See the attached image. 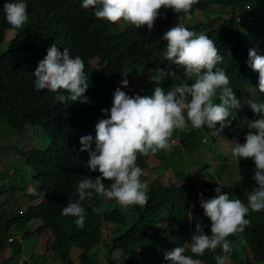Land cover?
Segmentation results:
<instances>
[{"label":"trees","instance_id":"obj_1","mask_svg":"<svg viewBox=\"0 0 264 264\" xmlns=\"http://www.w3.org/2000/svg\"><path fill=\"white\" fill-rule=\"evenodd\" d=\"M5 2L0 0V119L6 120L16 134L24 132L28 126L40 127L47 134L50 144L45 150L19 152L34 170L35 180L45 198L42 203L29 206L26 212L19 214H4L0 208V255L8 248L11 253L0 264H13L25 251L22 243L36 233L47 232L49 236L50 230L54 238L48 237L45 253L36 257L44 256V259L35 263L34 250L30 261L25 260L24 264H47L49 253L62 264H75L72 257L74 249L80 252L79 264H100L94 256L96 248L102 244V228L105 225L114 226L116 231L122 228L126 230L116 237H113V232L112 241L105 244L107 255L104 264H171L164 259L165 252L184 246L194 234L196 223L203 224L206 234L210 235L211 222L200 207V194L205 200L211 199L216 195L215 188L221 186L222 192L228 193L230 198H239L247 204L245 193L254 184L248 190L226 184L217 185V178L222 180L224 173L217 171L218 174L213 175L210 165L206 167L201 184L192 181L181 186H164L157 179H150V174L156 176L170 170L186 178L187 170L178 166L186 165L184 152L201 153L206 148L204 130L207 127H202L174 130L171 137L177 138L180 144L172 151L161 150L148 156L138 154L136 164L143 170L140 179L148 185V200L143 206L132 205V220L129 221L119 209L107 212L105 208V212H100L104 197L96 194L82 205L86 213L83 229L76 226L75 217L61 215L67 202L78 201L76 187L79 179L82 176L93 179L99 176L98 171L91 173L87 168L88 154L80 151V138L91 135L95 147L96 125L99 120L107 118L102 109L112 107L115 90L120 88L129 96L149 95L153 90L154 85L150 91L145 88L141 91L126 90L121 85L123 76L128 80V71L136 76V71H140L142 76L149 79L150 69L159 66L177 70V74L185 78L184 70L164 60L162 55L167 46L162 37L175 26L174 17L188 30L204 33L215 42L218 54L223 57L217 67L225 70L230 80L229 87L242 102L244 94L249 93L257 82L254 77L258 76L247 64L249 50L255 49L258 55L264 56V14L258 13L251 0H199L189 13L161 9V17L155 21L151 33L147 26L142 29L131 26L123 30L119 23L98 20L93 9L81 7L82 0H25L29 19L25 26L15 32L2 54L6 32L12 28L3 11ZM249 6L251 9H248ZM259 7L264 10V0ZM221 9L227 10L230 16L224 18ZM186 15L195 18L193 24L186 22ZM198 15L200 18L197 19ZM54 43L61 52L67 48L73 57L79 56L83 60L84 72L89 78L85 93L89 103H60L54 99L60 93L36 90L32 73ZM96 60L102 65L100 69L93 67ZM173 82L165 79L161 86L167 90ZM230 111L229 118L233 119L231 126L224 128L222 134L234 147V143H245L246 135L240 133V123L252 121L255 114L247 104L239 110ZM216 127L219 129V125ZM216 144L217 140L213 139L209 147L215 148ZM150 156L158 161L157 165L148 164ZM221 159L226 157L222 155ZM239 161L245 170L255 168L251 159ZM108 183L105 181L106 187ZM10 190L16 193L18 188L12 187ZM107 202L116 203L109 199ZM245 218L251 221L245 231L227 238L232 242L233 251L230 254L217 248L193 258L200 259L202 264H217L215 257L226 255L231 258L232 264H264V211H249ZM33 221L42 222L43 227L24 235L21 242L14 240L13 232L25 230ZM246 246L250 253L247 252L245 258L240 259L239 251H246ZM116 251L123 252L127 258L124 263L114 257ZM186 254L192 255L190 250Z\"/></svg>","mask_w":264,"mask_h":264},{"label":"clouds","instance_id":"obj_2","mask_svg":"<svg viewBox=\"0 0 264 264\" xmlns=\"http://www.w3.org/2000/svg\"><path fill=\"white\" fill-rule=\"evenodd\" d=\"M198 2L82 0L81 7L93 9L98 20L111 24L123 21L137 29L147 26L151 33L155 21L161 17V9L189 13ZM3 11L7 23L13 29H20L29 19L25 0H6ZM176 19L174 17V25L175 22L179 24L171 27L162 37L167 42L162 55L164 60L182 68L185 78L182 79L177 70L158 66L154 70L150 69L149 82L154 85L151 94L129 96L120 88L115 90L112 107L102 109L107 118L99 120L96 125L95 147L91 135L80 138V151L88 154L86 166L91 173L98 171L99 176L95 179L82 176L79 179L76 187L79 199L67 202L61 215L75 217L74 223L83 229L86 213L82 205L86 200H91L94 194L115 200L114 204L118 203L124 208L145 205L148 185L140 179L143 170L136 164L138 154L155 155L168 149L173 131L186 129L189 124L193 129L207 127L211 130L219 125L214 133L220 135L224 128L231 126L233 119L229 118L230 110H239L247 104L255 114V119L244 120L248 121L249 129L248 133H242L246 135L245 143H234L233 147L225 136L223 139L231 146L232 156L239 162L240 169L253 176L254 182L244 189L248 190L254 184L245 193L247 204L239 198H230L228 193L222 192L221 186L215 188L216 195L211 199L205 200L200 194V207L211 222L210 235L206 234L203 224L196 223L194 234L184 246L174 247L164 254V259L171 264H202L200 259L193 256H203L206 250L215 251L217 248L230 254L233 251L232 242L227 238L243 233L250 225L251 221L245 218L249 211H264V102L258 100L264 95V56L258 55L255 49L249 50L247 64L258 76L254 77L257 82L251 88L254 92L244 94L241 102L229 87L230 80L225 70L217 67L223 57L218 54L215 42L204 33L188 30ZM84 68L81 57H73L67 48L61 52L54 43L32 73L35 77L34 86L36 90L47 89L60 93L54 97L60 103H89L85 96L89 78ZM165 79L174 81L167 90L161 86ZM128 84L127 78L123 76L122 87H128ZM257 90L262 95L258 96ZM247 94L251 97L244 101ZM239 159H251L255 168L245 170ZM105 181L109 182L107 187ZM220 181L217 179L216 184H223ZM228 186L237 188L235 185ZM14 239L17 238L14 236ZM189 250L192 255L186 254ZM226 257L229 256L217 255L215 260L217 264H224Z\"/></svg>","mask_w":264,"mask_h":264},{"label":"rangeland","instance_id":"obj_3","mask_svg":"<svg viewBox=\"0 0 264 264\" xmlns=\"http://www.w3.org/2000/svg\"><path fill=\"white\" fill-rule=\"evenodd\" d=\"M261 1L262 0H251V4L254 8L258 9L259 14H264V10L259 7V3H261ZM248 9H251V7L249 6ZM221 14L224 18H228L230 16L229 12L223 9H221ZM187 18L188 21L186 22L193 24V19L195 18ZM196 18H200V15L196 16ZM119 24L123 30L131 26L123 21L119 22ZM177 24L179 23L175 22V25ZM25 25L26 23L23 26ZM17 30L19 29L10 28L7 30L6 43H4L1 47L2 54L7 50V43L11 41ZM101 66L102 65L97 60L93 61L94 69H100ZM136 74L137 76L134 73L128 71L127 77L129 84L128 87H125V89L141 91L142 88H145L147 91H150L149 89L152 88L153 84L149 82V79L142 76L140 71H136ZM255 85L256 84H254L253 87H255ZM146 87H148V89ZM253 92L254 90L251 89L250 93ZM256 94L258 96L262 95L258 92V90L256 91ZM249 97H251V95L247 94L244 98V101ZM258 100L264 102V95L262 97H259ZM247 122L248 121H243L240 123V127L242 128L240 133H248L249 129L247 127ZM191 129L193 128L189 124L186 130ZM216 130H218L217 127L213 130L208 128L204 130V134L206 135L205 146H207L201 153H183V157L186 160V165L179 164L178 167H180L182 170H187L186 178L170 170L156 176L150 174V179L152 180L155 178L165 186H169L171 184H177L180 186L186 182L190 183L192 181L201 184L204 179L206 167L210 165V171L213 175L218 174L217 171L224 173L225 177L223 176L222 180L220 181L221 183L226 185H235L240 189L249 188L250 185L254 182L253 176L240 169L239 162L232 156L231 146L227 141L223 140L224 135L222 134V132L220 133V135H216L214 133V131ZM179 131H181V129H179ZM213 139L217 140V144L215 148H210L209 144ZM49 144L50 140L47 134L40 127L28 126L24 132L16 134L13 132V129L10 128L9 123L6 120L0 119V208L2 209L1 211H3L4 214H11V212H15V214H19V212L24 211L26 212L29 206H33L43 202V198H45V195L40 192L39 183L35 180L34 170L26 164L24 158L19 155V152L32 149L45 150L49 146ZM176 144H180L179 140L177 138L171 137L170 147L167 150L172 151ZM222 155H224L226 159H221ZM148 164L150 166H155L158 164V161L154 157L150 156V158L148 159ZM147 174L149 175V172H147ZM12 187L18 188L17 192L19 193H12L10 190V188ZM107 201L108 199L104 198L102 205L99 207L100 212H105V208H107V212L119 209L124 212L129 221L132 220V206L124 208L118 203L114 204ZM161 225H164V223H162ZM37 229H39V223H31L25 230L21 231V234H29L27 232L31 233L36 231ZM125 230L126 228H122L116 231L114 230V226L110 225H106L105 227H103L102 233L104 237L102 239V244L95 250L96 252L94 259L97 260L100 264H104L105 256L107 255L105 244H108L110 243V241H112L113 232L115 233L113 237H116V235L122 234ZM49 233V236L47 235V232L41 233L40 235L36 233L26 242L22 243V245H24L25 251L18 256L13 264H24L25 260H29L27 257L32 256V252L34 250L35 263H40L44 259V256L37 258L39 260H37L36 257L40 256V253H45L44 249L48 242V237L54 238V234L51 230L49 231ZM16 237L19 242L22 241L21 236ZM245 250L246 251H239V255L241 256L240 259L244 258L247 255V252L250 253L247 246ZM79 253L80 252L78 249L73 251L72 257L75 264H79V259L77 257ZM10 255L8 251H6L3 255H0V263H2V261L8 258ZM113 255L121 263H124L127 259L121 251H116L115 253H113ZM230 262H232V260L229 257H226L224 264H229Z\"/></svg>","mask_w":264,"mask_h":264},{"label":"crops","instance_id":"obj_4","mask_svg":"<svg viewBox=\"0 0 264 264\" xmlns=\"http://www.w3.org/2000/svg\"><path fill=\"white\" fill-rule=\"evenodd\" d=\"M40 189V188H39ZM19 192H17V194H18ZM25 212V211H24ZM32 223H39V229H41L42 228V223L41 222H39V221H33ZM31 224V223H30ZM29 224V225H30ZM41 226V227H40ZM38 230V229H37ZM21 231L22 230H18V232H16V231H14L13 232V235L15 236V238H17L16 236H21L22 238H24V235H22L21 234ZM27 233H30V232H27ZM26 235V234H25ZM74 250H76V249H74ZM73 250V251H74ZM6 251H8L9 252V248L6 250ZM5 251V252H6ZM73 251H72V255H73ZM4 252V253H5ZM3 253V254H4ZM2 254V255H3ZM9 254H10V252H9ZM80 254V253H79ZM79 254L77 255V257L79 256ZM48 257H49V260H48V262H47V264H62L60 261H59V259H57V258H54L53 256H52V254H48ZM29 260L28 261H30V257H27ZM31 264H33L32 262H31Z\"/></svg>","mask_w":264,"mask_h":264}]
</instances>
